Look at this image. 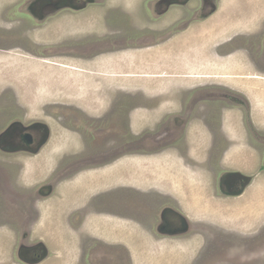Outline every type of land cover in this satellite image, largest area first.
Wrapping results in <instances>:
<instances>
[{"label":"rangeland","instance_id":"obj_1","mask_svg":"<svg viewBox=\"0 0 264 264\" xmlns=\"http://www.w3.org/2000/svg\"><path fill=\"white\" fill-rule=\"evenodd\" d=\"M34 1L0 0V133L51 135L0 150V264H31L20 249L38 243L37 264H264V0H94L43 18ZM97 54L119 62L109 88H59L81 76L63 58ZM234 172L252 182L228 196ZM168 207L186 234L159 233Z\"/></svg>","mask_w":264,"mask_h":264},{"label":"water","instance_id":"obj_2","mask_svg":"<svg viewBox=\"0 0 264 264\" xmlns=\"http://www.w3.org/2000/svg\"><path fill=\"white\" fill-rule=\"evenodd\" d=\"M41 1L42 0L34 1L33 6L36 7ZM60 1L61 0H57L56 5L50 9L46 17L53 16L66 8L75 10L82 9L88 3L94 2V0H87V2H83L82 5H80L77 0H71L70 4H66L64 2L60 3ZM189 1L190 0H161L159 5H164L169 8L172 5L187 4ZM50 135V128L42 122H35L27 126L20 122H14L8 127V129L0 133V150L9 154L20 152L38 153L46 145ZM251 182L252 177L244 175L240 172L228 173L223 179L222 190L228 196H239L245 191ZM240 185L242 188L239 187ZM47 190L51 191L52 188L47 187ZM170 216H176L178 218V222H171L169 220ZM161 217L162 224L158 228L159 233L167 236H181L189 231V223L187 219L176 210L169 207L165 208ZM24 248L25 246H23L20 251ZM46 252L47 250H45L44 255L38 262L34 259L28 258H23V261H27L31 264H37L42 262L48 256Z\"/></svg>","mask_w":264,"mask_h":264},{"label":"crops","instance_id":"obj_3","mask_svg":"<svg viewBox=\"0 0 264 264\" xmlns=\"http://www.w3.org/2000/svg\"><path fill=\"white\" fill-rule=\"evenodd\" d=\"M231 3L233 5V8H230L231 9L230 11L233 10L237 13H239V10H241L243 8V6L245 5L244 4L242 6H239L237 0H234ZM225 14L226 13H224V15ZM96 28H99V26H96ZM47 34H48V32H47ZM53 41H55V40H53ZM157 49H158V47L155 48L154 50H152L151 52L156 54ZM155 58H157V57H155ZM65 59H66V63L62 62L61 64H59L60 66H58L60 68V70H70V71L79 73L81 76L78 78V75H73L71 72L65 73V76L60 74V76H58V78L56 79L58 84H60L59 88L62 87L63 82H64V86L65 87L67 86V83L64 79L71 78V81L75 79V82H73V84L71 86L72 87L74 86L75 89L80 90V93L81 92L84 93L86 95L85 96L86 98L89 97V93L99 94V77L106 79L107 88L110 87V81L111 80L108 79V77H107V75H105V73H108L112 69H114V70H112V72H117L116 67H118L117 65L119 64V62H117L116 59H112L111 60L112 62L107 61V60H102L99 63V54H97L91 58H85V59L70 60L66 57L63 58V60H65ZM125 59H127V56L125 57ZM133 61H134V56H133L132 60H130V62L132 63ZM151 61L149 63V64H152V66L150 68L153 69V67H154L156 69L157 66H156L155 62L154 61L151 62ZM35 62L36 61H33V64ZM46 63H44L45 65H42V66L40 65V67L38 66V64H36V67L43 68L46 66V71H48L49 66H52V65L56 66V64H51V63L46 64ZM158 67H159V65H158ZM141 68H143V66H141ZM152 69H151V72H149V73H153ZM127 73H129V72H127ZM99 74H102V75L99 76ZM128 77H129L128 80H125L127 82L130 80V78H132L131 76H128ZM117 78L123 79V78H127V77H119L117 75ZM108 92H109V90H108ZM57 95L61 96V97H68L69 96V95L66 96L67 95L66 91H57ZM86 98H85V101H86ZM95 98L97 100L99 98V95L95 96ZM85 107H86V104H84L83 109Z\"/></svg>","mask_w":264,"mask_h":264},{"label":"flooded vegetation","instance_id":"obj_4","mask_svg":"<svg viewBox=\"0 0 264 264\" xmlns=\"http://www.w3.org/2000/svg\"><path fill=\"white\" fill-rule=\"evenodd\" d=\"M78 1L82 2L81 0H78ZM56 2H57V0H42L41 2H39L40 4L37 5L36 7L33 6V3L29 7H31V11L33 13H36V15H38V18H43V17H46V15L50 11V9L56 5ZM63 2L66 3V4H70L71 0H61L60 1V3H63ZM60 12H58V13H60ZM55 15H57V14H55ZM239 187L242 188L241 185ZM169 220L171 222H173V223L174 222H178V218L176 216H170ZM43 247H44L43 243H38V244L33 245V246H25V248L22 249L21 251H26V253H27V256L24 257V258H27L28 255H30V256H34L35 255V258H33V259H38V261H40L41 257L44 255V250H41V249H43Z\"/></svg>","mask_w":264,"mask_h":264}]
</instances>
